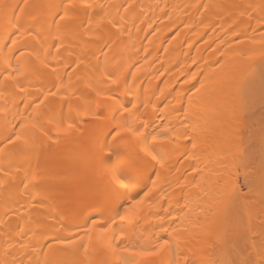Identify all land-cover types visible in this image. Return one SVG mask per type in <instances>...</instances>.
<instances>
[{
    "label": "bare ground",
    "instance_id": "6f19581e",
    "mask_svg": "<svg viewBox=\"0 0 264 264\" xmlns=\"http://www.w3.org/2000/svg\"><path fill=\"white\" fill-rule=\"evenodd\" d=\"M87 2L95 6L88 13L95 10L116 27L61 26L58 34L62 0H0V264H127L132 254L113 251L96 233L91 242L71 236L75 244L56 245L54 238L75 232L64 224L73 217L94 215L106 200L115 203L108 206L114 212L137 192L161 199L158 211L164 197L168 205L182 198L188 207L179 216L156 210L135 232L126 225L133 239H154L158 224L177 217L173 231L182 234L191 261L259 264L264 224L251 222L255 206L264 210V195L254 206L250 186L264 179L250 177V83L260 77H250L249 65L250 54L264 49V0ZM78 17L87 24L84 10ZM17 21L32 35L18 33ZM20 66L34 70L17 75L12 69ZM101 89L105 103L95 96ZM64 97L81 115L69 114L68 104L61 115ZM63 119L76 126L67 129ZM129 123L137 134L113 143L108 133ZM134 165L141 176L129 197L111 178ZM148 198L122 214L145 213ZM56 200L57 210L50 206ZM156 257L139 264H159Z\"/></svg>",
    "mask_w": 264,
    "mask_h": 264
},
{
    "label": "snow or ice",
    "instance_id": "6c2138e0",
    "mask_svg": "<svg viewBox=\"0 0 264 264\" xmlns=\"http://www.w3.org/2000/svg\"><path fill=\"white\" fill-rule=\"evenodd\" d=\"M6 7V6H4ZM88 9H95V6L88 3L87 0H80L79 3H77V0H62V12H58L57 15L59 16V20L56 22L57 24V30L59 34V29L61 26L70 27L75 26L79 28L85 29V31H91L92 29H95V31L99 32L102 29L108 27L111 25V27L115 28L116 24L113 20H107L106 17L103 15H100L97 11L93 10L92 12L88 13ZM84 10L85 13L88 16L87 24H84V21L82 19H79L78 13ZM95 18V19H94ZM79 20V23L77 21ZM259 24L261 26H264V18H262L259 21ZM18 25V33L23 34V32H27L29 36L32 35V30L30 28H23V25H20V22L17 21ZM51 27V25H49ZM23 29V32L21 31ZM37 36H39V33H36ZM16 44V41L13 40V45ZM262 48H264V44L261 45ZM57 48V54H59V51H62L61 45L58 43L56 44ZM49 53H45V55H48ZM39 58V57H37ZM261 58L264 59V52H261ZM42 64H44V67L47 68L48 64L44 63V61H41ZM79 61H77V64ZM66 68L68 65L65 66ZM34 70V66H20L17 68L12 69L13 72H15L17 75H24V74H30ZM53 71H56L55 68H53ZM71 75V74H70ZM11 78L14 79V77L11 76V73L6 72V79ZM17 83H19L17 81ZM103 89L98 90L95 92V96L97 97V100L99 103H105V100H101V96L103 94ZM57 93L55 92H49L47 95L55 97ZM47 103V96L44 100H40L39 104L42 106ZM68 104V112L69 114L73 111L77 112V115H81L79 112V106L77 108H73L71 105V97H64L61 99V115L63 116V105ZM89 110L91 109V106L88 105ZM94 111V110H93ZM53 121L50 119L49 123H52ZM62 123H66L67 129H72L73 124L71 122H68L67 119H63ZM138 130L133 126V124L129 123L127 126H122L120 124H117L116 127H114L108 135L113 137V143L118 142L119 140L126 139L127 137L122 134H130V135H136ZM17 139H19V136H17ZM195 147V145L193 146ZM151 155V153H149ZM155 158V157H153ZM110 159V157H108ZM194 172H196V169H193ZM141 176V173L137 166H132V171H130L128 174H113L111 178V182L114 185H119L124 189V193L127 194L129 197L133 196V192L131 191L132 188H135L137 185V182L139 181ZM155 183V182H153ZM119 191V188L117 189ZM151 191V190H149ZM135 195H139L137 192ZM145 197H149V192H144L143 196L140 197V200H136L135 198L132 199L131 204H125V213L129 211L130 208L136 207L138 204H140ZM185 207H188V204H185ZM93 211H95L93 209ZM105 213H109L108 215H105ZM97 216H99L101 219H93L91 224H88V220L91 218L89 213H84L83 217L81 216H75L73 217L69 222L65 224L66 228L74 229L75 232L70 233L69 237H57L54 238L56 245L61 244H68L72 243L75 244L76 241L71 240L70 237L72 235L80 236L81 240L84 236H87L88 240L91 242L93 240V233L97 234L98 238H104L106 239L108 245L112 247L113 251L119 250L120 253H128L132 251V249L139 248L138 251H133V256H161V261L159 264H217L216 261H200V262H194L189 259V257L185 254L182 246H181V239L182 234L179 231H173L169 233V238L164 239L159 236V234L156 235L155 241H152L151 237L145 241L144 237L142 235L136 236L134 239L130 236L128 229L126 225H131L133 229H135L136 225L139 223V213L135 218L130 219L127 215L121 214L119 212V208H117L116 211L112 212L107 205H104V207L97 211ZM177 218H173L171 221H169L170 224L176 223ZM262 224H264V218H262ZM81 229H83V236H81ZM99 230V232H97ZM164 232H168L167 228L162 229ZM123 245V247H121ZM11 247L12 245H8ZM27 244H24L23 247H27ZM50 247H53V245H50ZM47 256V253L45 254ZM167 256V259L164 260L163 257ZM262 259L259 261V264H264V252L261 253ZM15 264V262H14ZM42 264H62L61 261H49L48 259H45ZM128 264H139L138 261H129ZM227 264V262H225Z\"/></svg>",
    "mask_w": 264,
    "mask_h": 264
},
{
    "label": "rangeland",
    "instance_id": "374dc122",
    "mask_svg": "<svg viewBox=\"0 0 264 264\" xmlns=\"http://www.w3.org/2000/svg\"><path fill=\"white\" fill-rule=\"evenodd\" d=\"M259 29H260V27H259ZM263 29H264V27H262L261 29H260V33H264V32H262L263 31ZM262 30V31H261ZM260 42H264V40L262 41H260ZM250 43H251V41H250ZM253 44V42L250 44V45H252ZM262 44V43H261ZM264 44V43H263ZM256 45H258V43L256 44ZM253 46V45H252ZM260 48V47H259ZM259 48H258V50H259ZM254 50H255V48H254ZM264 52V49L263 50H261V52ZM261 52H258L257 51V53H254V51L252 52V55L250 54V68H249V70H250V77H254V76H256V78L258 79L259 77V79H258V81H260V82H255V83H250L252 86L250 87V177L252 178V179H255V176H256V178L258 179V178H262V179H264V60H262L263 61V63H261L259 60H260V57H261ZM254 53V54H253ZM260 53V54H259ZM259 55H260V57H259ZM62 62H63V64L62 65H64L65 64V62H66V60L67 59H64V58H61L60 59ZM69 64V63H68ZM256 74V75H255ZM259 76V77H258ZM249 105V104H248ZM83 118H88L87 116H85V117H83ZM78 123H77V125H79L80 126V120L78 121V120H76ZM74 124L76 123V122H73ZM72 123V124H73ZM74 124H73V126H74ZM75 126H76V124H75ZM74 126V127H75ZM236 128V127H235ZM238 128V127H237ZM235 130V129H234ZM237 131H238V129H237ZM240 131H242V130H240ZM59 135V139H61V138H63L64 136H63V134L62 133H58L57 134V136ZM72 137H75V135L74 136H70L69 137V142H72L73 140V138ZM72 138V139H71ZM75 139V138H74ZM71 145V144H70ZM70 148H72V146H70ZM236 150H238V149H236ZM235 150V151H236ZM245 149H243V151H244ZM240 151V150H239ZM234 152V151H233ZM247 153H248V151H246ZM235 153H238V152H234V153H232V154H234V156L236 155V156H238L239 154H235ZM244 154V153H243ZM233 156V155H232ZM233 156V157H234ZM253 173V174H252ZM250 178V179H251ZM264 181H263V183H262V185H260V187L258 186V187H256V186H254V187H251L250 186V197L251 198H254L253 200L255 201V203L251 200V198H250V201H252L253 202V204H254V206L255 205H260L261 204V202H263L259 197L260 196H263L264 195ZM251 194H252V196H251ZM254 195V196H253ZM139 197V198H138ZM112 198V197H111ZM123 198V197H122ZM140 199V196H137V197H135V199ZM151 197L149 196V200L148 199H145V200H147L146 202H147V204H146V202H145V210H146V212L144 213V211L143 210H141V209H143L144 208V206H143V208L142 207H140L141 209H140V212L141 211H143V212H141V214L139 213V211L138 212H134L135 214H134V216H133V218H135L136 216H137V213H139V217L141 216V218H139V222L141 223L142 221V223L140 224L141 226H143L145 223V219H146V217H148V220L147 221H153V219H154V217H157L158 215H162V213H165V212H167V213H172V212H175L177 215L179 214V215H181L182 214V212H184V209L183 208H185V204H186V200H184V199H182L181 197V199L179 200V202H178V200H176L175 202H177L176 204H171V205H168V199L167 198H163V200H162V202L158 205V208L159 207H161V208H159L160 210L158 211V209L155 207V206H157L156 204H158V202L161 200H157V199H150ZM184 198V197H183ZM109 200H110V198H108ZM167 199V201H165ZM256 199L258 200V201H260V203H257L256 204ZM117 200V199H116ZM115 200V201H116ZM120 200V199H119ZM151 200V201H150ZM155 200V201H154ZM184 200V201H183ZM120 201H122V204H120V207H117V206H119V204H116L117 206H116V208H119V212L122 214V210L123 209H125V204H128L127 202H128V200L127 199H123V200H120ZM118 202V200H117V203H121V202ZM149 201V202H148ZM58 202L59 201H53V203L50 205L51 206V208L52 209H58L59 207H57V204H58ZM105 202H106V204H105ZM105 202H102L103 204H101L100 205V208L102 209L104 206L103 205H107V206H110L109 204H113V203H109V204H107V200L105 201ZM111 202H112V199H111ZM155 202V203H154ZM184 203V204H183ZM264 203V202H263ZM115 204V203H114ZM113 204V205H114ZM148 204H150V205H148ZM152 204H153V206H152ZM164 204V205H163ZM165 204H166V206H165ZM263 205V204H262ZM103 206V207H102ZM122 206H124V207H122ZM147 206V207H146ZM177 206V207H176ZM149 207V208H148ZM151 207H153V208H151ZM169 207V208H168ZM183 207V208H182ZM263 207H264V205H263ZM123 208V209H122ZM174 208H176L175 210H177L178 209V212L177 211H173L172 209H174ZM255 209L252 211V212H254L253 213V216H255V218H254V220L251 222L252 223V225L251 226H260L261 225V221H262V215L264 214V210L263 211H261L262 210V208H261V205L258 207V206H255L254 207ZM259 208H261V210L259 209ZM186 209V208H185ZM156 210L158 211V215H156L155 216V214L157 213L156 212ZM165 210H167V211H164ZM171 210V211H170ZM183 210V211H182ZM243 210V209H242ZM116 211V210H115ZM151 213H150V212ZM241 211V210H240ZM244 211V210H243ZM156 212V213H155ZM124 213V212H123ZM146 213H147V216H144V215H146ZM148 213H150V214H148ZM243 213V212H242ZM263 213V214H262ZM96 214V213H95ZM93 215L92 214V216H90L91 218L88 220V223H91L92 222V220L93 219H101L99 216H97V214L96 215ZM125 214H127V213H125ZM133 214V213H132ZM151 217H150V216ZM178 215V216H179ZM252 215V214H251ZM129 216H131V215H128V217ZM131 218V217H130ZM143 218V219H142ZM177 218V217H176ZM142 219V220H141ZM151 219V220H150ZM90 221V222H89ZM179 218H177L176 219V223H175V225H174V223H172V224H169V223H166L165 221H163L162 222V224L160 223V224H158L157 225V227H155L154 228V233H153V238L154 239H152L153 241L156 239L155 237H156V235L157 234H159V236L161 237V238H164V239H167L168 238V236H169V233H171L174 229H176V228H178L179 227ZM64 224H66V223H64ZM139 224V223H138ZM136 225L137 227H135V229H133L134 230V232H135V230L137 229V230H139V228L141 227V226H139V225ZM143 224V225H142ZM167 224H168V226H167ZM160 225H163V226H161V227H159ZM165 225H166V227H165ZM177 225V226H176ZM174 226V227H173ZM160 229H163V227H165V228H167L168 229V232H164L163 230L161 231V230H159V228ZM158 228V229H157ZM171 228V229H170ZM157 231H156V230ZM158 231H159V233H158ZM157 232V233H156ZM160 232H161V235H160ZM71 233H73V232H71ZM251 233V232H250ZM166 235H168V236H166ZM250 235H252V234H250ZM76 235H72V237H75ZM138 236V235H137ZM135 237H136V235H135ZM76 238V237H75ZM72 239V238H71ZM191 243V242H190ZM183 245H185L186 246V244L184 243ZM138 250H140L139 248H135V249H133L131 252H133V251H138ZM131 252H129L130 254H132ZM130 254H129V256H130ZM139 257V258H138ZM146 258H148V256H145ZM144 256H131V257H129L128 259H130V260H128V262L129 261H143V260H145L146 258H145ZM154 258L156 257V256H153ZM141 258V259H140ZM149 258H150V256H149ZM157 258V257H156ZM159 258H160V256H159ZM158 258V259H159ZM137 259H140V260H137ZM163 259L164 260H166L167 259V256L165 255L164 257H163ZM117 264H126L125 262H119V263H117ZM128 264V263H127Z\"/></svg>",
    "mask_w": 264,
    "mask_h": 264
}]
</instances>
